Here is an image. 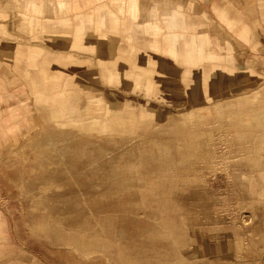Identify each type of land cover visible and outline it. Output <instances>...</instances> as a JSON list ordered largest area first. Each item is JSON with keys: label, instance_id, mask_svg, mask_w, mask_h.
<instances>
[{"label": "rangeland", "instance_id": "obj_1", "mask_svg": "<svg viewBox=\"0 0 264 264\" xmlns=\"http://www.w3.org/2000/svg\"><path fill=\"white\" fill-rule=\"evenodd\" d=\"M112 1L94 0L85 8L95 9V18L106 9L120 18L111 54L108 43L99 45L103 31L96 27L87 30L93 48L73 46L77 21L70 13L64 46L45 41V29L29 30L21 34L27 41L16 39L2 55L10 64L0 61V132L5 124L12 135L2 139L0 133V160L9 148L37 132L29 146L18 151L19 170L0 161V264H264V229H259L264 217L258 219L259 208L264 212V190L257 191L251 182L259 175L264 178L260 140L264 105L249 98L254 104L251 120L257 114L258 124L232 115L247 111L244 98L264 87V75L239 67L254 59V69L264 70L263 0H214L229 10L233 21L228 24L209 0H186V10L196 4L215 28L177 31L186 35L205 31L214 43L218 36L232 42V48L215 45L219 56L211 54L207 60L203 52L188 54L183 49L186 57L176 58L163 46L166 25L173 20L169 18L163 23L164 34H156L161 46L142 45L152 63L129 58L118 49L128 43L123 27L126 14L116 11ZM9 2L14 0H0V8ZM29 16L40 24L48 21L45 15ZM237 20L253 28L263 49L252 47L245 32L236 27ZM192 21L186 18L188 24ZM19 48L25 54L20 63ZM29 48L36 49L31 56L35 73L44 75V64H51L50 73L61 72L49 79L59 83L54 94L77 97L56 104L60 117L53 116L49 95L38 101L29 91L23 76L28 58L32 59ZM57 55L66 58L60 61ZM78 58L82 62H73ZM141 69L150 71L151 86H136L135 75L127 73L139 74ZM229 69L233 73L225 74ZM92 98L98 101L94 109L89 105ZM117 98L118 111L111 110L110 102ZM67 111L72 112L71 120L81 123H69ZM89 121L96 122L94 130L83 125ZM123 124L126 129H121ZM51 133L61 135L59 144L73 146L60 164L57 157L46 156L50 154L46 134ZM249 175L251 180L246 178ZM20 176L31 178L33 193L21 191ZM64 229L82 233L84 252L66 242ZM237 234L245 243L239 244ZM163 245L168 251H159ZM91 251L102 256L93 257Z\"/></svg>", "mask_w": 264, "mask_h": 264}, {"label": "bare ground", "instance_id": "obj_2", "mask_svg": "<svg viewBox=\"0 0 264 264\" xmlns=\"http://www.w3.org/2000/svg\"><path fill=\"white\" fill-rule=\"evenodd\" d=\"M92 1L94 0H14L13 3L9 2L8 6H3L2 8H0V61L10 64V61L7 60V58L3 57L2 55L7 53V51L13 47L12 45L15 44L16 39H19L21 41L24 40V42L27 41L29 38L28 39L24 38L25 37L24 35H22L23 37H21V34H24L26 33V31H29V30L34 31L38 29H45L46 31L42 33V35H44L45 41H49L51 43H58L59 46H64L68 42V37H69L67 30L70 29V18H69L70 13H74V16L77 21L75 41L73 45L74 47H77V48H85L87 46L90 47L89 38L87 37V30H89L92 27H96L103 31V35L101 36V39L99 40V45L103 46L105 42L108 43V45H110L111 48L107 49V51L109 54L113 53V51H115V47H114L115 38L114 37L119 33L117 29H118V24L120 22V18L111 14L109 10L107 9L105 10V12H100V11L97 12V16L95 18L94 17V14L96 13L95 9L93 11H90L91 8L85 10L86 7L90 6ZM185 3H186V0H114L112 1L111 4L116 11L122 14H126V18H124V22H123L124 24L123 27H124L125 39L128 43H125V45L123 46H119L118 49L122 53L124 52L123 54L128 56L129 58L136 57L140 62L152 63L153 58L151 57V55H148L147 51L142 47L145 44L147 45L153 44V42L158 44V46H161L162 42L160 39H158L159 35H156V34H160V33L164 34L163 32H164L165 26H163V23L165 25L167 24L166 19L173 18V17H176L177 15L184 13V10H186ZM262 9L264 12V0L262 3ZM8 10L11 11L10 15L8 14ZM7 14L8 16H11L10 18H8L9 20L6 18ZM31 14H34L35 16H39V17L45 15L44 17L45 19L48 18V21L47 22L45 21L44 23L40 24L37 20H33L34 17L29 16ZM30 21H32L31 25H30ZM7 23H9L8 25L11 26L9 28L10 30L6 29ZM245 26H246L245 24L241 23L238 27L245 32V35H246L245 37L247 38V40H249L248 37L250 35V30H246ZM217 29L220 30V27L217 26ZM48 31L50 33H53L54 31H58L60 35L48 37L46 35ZM16 34H19L20 37H18V35ZM163 40H164L163 41L164 48L168 50L169 52H171L176 58L178 57V58L184 59L186 57L185 54H183L184 53L183 49H185L188 54H191V53L199 54L202 52V50L197 46V43L195 41H193L192 44H189L181 38V35H178V34L172 36V39H166V37H164ZM21 46H24V45H21ZM253 47L256 48L257 46L253 44ZM90 48H93V47H90ZM23 49L19 48L16 53L17 62L19 63L23 59H25V56H24L25 54L23 52ZM27 50L30 55L29 57L31 56L34 57L35 55L34 51H36V49L29 48ZM31 52L32 54H30ZM242 52L241 53L236 52V54L238 53V54L243 55ZM236 57H238V55ZM242 57H245V56H242ZM65 58L66 57L63 55H57V58L55 59L64 61ZM161 60L163 61L162 64H169V61H167V59H160L159 61ZM28 61H29L28 62L29 64L25 65L26 66L25 68H27V74L23 76L28 80L29 85L31 86V88H29L30 93L34 95L38 101H43V98H46L47 95H49V97L52 100L53 106H54L52 109L53 116L54 117L62 116L61 110L56 107V104L57 103L65 104V102H70V99H77V97H74V98L68 97L69 95L67 92L63 93L60 96L54 94V92L58 90L57 88L59 86V83L57 81H49V79L60 77L61 72L50 73L49 67L51 66V64L43 63L44 64L43 69L45 71V74L41 75L40 73L38 72L35 73L33 71L34 65L36 64H32V62L35 60L33 58L32 59L28 58ZM77 61L82 62V60L79 58L78 60L73 61V62L76 63ZM245 63L247 64L245 68L239 65L241 70H246L249 73H254L256 75H264V72H263L264 70L260 72L254 69L256 68L255 66L257 64L256 60L246 59ZM208 68H209L208 70L213 72L212 66ZM141 70L139 74H136L135 72H131V71H127V73L135 75L136 86H141L147 83L148 85L151 86L153 80L147 75L150 71L144 70V69H141ZM224 73L232 74L233 72L231 71V69H229V70H226ZM84 74L88 78L92 77V73L90 72L89 73L86 72ZM106 74L108 78L115 77L114 74H111V73H106ZM117 77L118 76H116V78ZM67 84L69 86L68 82ZM65 87H66V84H65ZM250 97H252L253 103L255 102L259 106L262 107L264 105V87L257 90L251 96L244 98L246 106H247V109H246L247 111L241 112V113L233 112L232 115L234 117L242 116V118L245 119L247 123L253 122L254 124H258L259 118L257 114L255 115V118L251 120V117H252L251 112H253L254 110V104H252V102L249 100ZM91 101H92V104H89V105L91 106V109H94L98 101L94 98H92ZM111 101H112L110 102L111 110L118 111V108L116 105L119 104L120 99L117 98ZM64 115L70 118L69 123L71 124L73 123V124L79 125L81 123L79 122L81 120H71L72 112L70 111H67ZM252 115H254V113H252ZM40 125L41 124L39 122L38 126ZM83 125L87 129H90V130H94L97 127V124L95 121H89V122L83 123ZM121 126H122L121 129L122 128L126 129L127 127V125L125 124ZM36 132L37 130H35L34 135L36 134ZM41 132L43 133L42 128H41ZM60 137L61 135L59 134L51 133V134H46V139H45L46 142H48L46 146H47V150L49 148V153H50L49 155H46V156H48L49 158L57 157L59 164L61 163V161H63L64 157L66 155L68 156L73 150L72 149L73 146L70 144H62V145L59 144ZM32 138L29 137L28 139H25V141H23L21 144L12 146L11 148L8 149V152H7L8 154L6 153V155L3 156V159L6 160V163L8 164V166L10 165L12 169L16 168L17 165L19 164V161L17 160L19 158L18 151L21 149L23 152L24 147L29 146V143L32 140ZM260 140L263 143L262 146L264 147V134L260 135ZM66 141H70V139L67 138ZM247 149H248L247 146H244L243 150L247 151ZM3 159L1 158L0 161H2ZM260 161L261 160L257 162H260ZM58 163L55 162L54 164H58ZM18 168H19V165H18ZM261 171H263V169H261ZM251 177L252 175H249L246 178L251 180L250 179ZM18 179L19 180L17 181V183L19 187L21 188V191H23V193H26V194L33 193L32 184L30 183L31 178H26V177L23 178L22 176H20V178ZM251 182L253 183L254 186L257 187V188L255 187L257 191L264 190L263 175L256 176V179L252 180ZM259 210L260 212L258 215V219L260 220L262 217H264V212L262 211L261 208H259ZM259 222H262V221H259ZM38 226L39 228L43 227L40 224ZM259 229H264L263 223L259 225ZM64 231H66L65 233L66 242H68L71 247L77 246V248L74 247L76 251L84 252L86 243L83 242L82 238H80L79 236L82 233H80L79 231H73L70 229L69 230L64 229ZM2 240H3L2 233L0 232V247L2 246ZM159 251L166 252L168 251V249L164 247L163 245L159 247ZM170 251L172 250L170 249ZM88 253L91 255L93 254L92 255L93 257L102 256L98 251L97 252L91 251Z\"/></svg>", "mask_w": 264, "mask_h": 264}, {"label": "crops", "instance_id": "obj_3", "mask_svg": "<svg viewBox=\"0 0 264 264\" xmlns=\"http://www.w3.org/2000/svg\"><path fill=\"white\" fill-rule=\"evenodd\" d=\"M207 2L211 3L213 10L215 11V13L218 15V17L224 23H226V24L232 23L233 18L231 17V15L229 13V10L225 6L218 5L216 2H214V0H209ZM187 17H189V18H191L193 20L191 24H188L186 22V18ZM202 19H204L206 22H209V23L206 24V22L203 21ZM238 21L239 20H237V22H235L236 23V27H238L241 24V22H238ZM214 24L215 23L210 21V17L205 11H202V12L199 13L196 4L191 3V4H189L188 9L184 10L183 14H180V15H177L176 17H173L172 23L171 24L168 23L166 25V30H168V32L165 33V36H166V39H172V36L178 34V35H181V38L183 40H185L189 44H192L193 41H195L197 43V46L202 50L205 60H207L211 54H216L217 56H219L214 51V46L215 45H217L220 48L221 47H226V48L230 49V48H232L233 44H231V42H224L223 40H220L218 38V36H217V40H216L217 43H214L210 33L205 32V31L203 33L200 32L197 35H186L185 33L178 32L177 30L178 29H187V28H190V27L194 28V29H203L204 27H206V25H209V27L212 30H214V28H215ZM243 24H245V23H243ZM245 25L250 30V35L248 37L249 40H247V41L250 42L251 45L255 44L257 46L255 48V50H259L258 48H260V50L263 49V45L260 42V40L257 38V34L253 30V28L250 27L247 24H245ZM215 35H217V34H215ZM4 125H3V128H1V132H0L1 133V138L2 139H7L8 137H10L12 135V132H8L9 130L7 128H4V127H6ZM12 142L13 141H9V143H12ZM9 143H6V144H9ZM237 237L239 239V244L245 243L244 241L241 240L239 234H237Z\"/></svg>", "mask_w": 264, "mask_h": 264}]
</instances>
